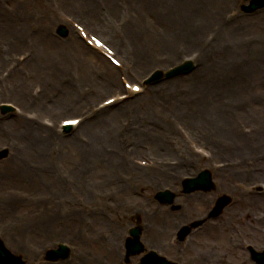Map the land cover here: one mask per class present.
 <instances>
[{"label":"bare ground","instance_id":"6f19581e","mask_svg":"<svg viewBox=\"0 0 264 264\" xmlns=\"http://www.w3.org/2000/svg\"><path fill=\"white\" fill-rule=\"evenodd\" d=\"M74 1L80 5V10L87 12L88 16L93 20L92 22L94 23L95 30L105 39H102V41L106 43L107 39L110 40L113 49L121 55L120 61L126 73H128V75L132 74L130 75L132 77H138L140 69L144 70L154 63L160 64L163 58L171 62L175 57L180 56V52L184 51V55V53L192 48V44L196 43L198 35L210 25V22H208L209 19L212 18L215 20L219 16L210 14L209 11H213L215 8H208V6L211 4H219L222 9L223 4H230L227 0H205L202 6L197 7V14H190L189 12L183 13L182 6H186V2H195L194 0ZM201 1L202 0H198L197 3ZM68 2L69 0H56L55 4L62 10H65ZM26 4L29 6L24 5L23 10L26 11V15H24L23 13L19 14L16 8L11 9V11L5 9V3L2 1L0 2V10L4 11V13L0 14V61L7 60V58L11 57L16 48L27 47L30 56L21 66L28 63V71H26V73H29L31 80L36 79L42 82L43 87L36 96L31 95V92L30 95H28L25 76H23L22 73V78L18 73L16 76L9 75L3 80L5 87H2V93L4 95H16L24 104L33 103L38 107H47V105L44 104V99L46 97L50 98L49 93H52L53 96L50 98L52 101L51 105L63 103L67 107L71 106L70 109L73 112L77 105H80L86 100L74 96L73 93H76V91L74 89L72 93L71 83L66 88H59L60 79L62 77L60 74L62 71L64 72L67 70L69 65L78 63L81 67L85 65V62L91 64V70L87 71V69H85V72L91 77L96 78V82L104 83L107 89L113 91L121 88L117 77L112 72L113 70L107 67L106 62L104 64L105 60L101 62L103 59L99 57L95 51L84 46L72 30H68V36L64 40L51 36L50 28L55 25L57 26L60 22L57 20V17L50 13V10L48 12L42 10V6H44L42 0H32ZM162 5L164 6L163 8ZM127 6L132 8V10L136 9L137 11L142 10L144 12L145 15L142 18V22L144 21L145 25H149V18L154 21L151 11L153 9L157 11L156 7H158L160 9L158 16L160 15L159 18L161 17V19H157L156 24L161 25V27L158 26L160 29L156 32L155 28L153 29L152 27V31L144 33L137 30L136 27L132 26V20L127 12H124ZM5 11H8L7 13L9 14L7 15ZM176 12L179 13L176 14ZM117 13L119 14L114 17L113 15ZM74 15L76 16V14ZM191 15H196V17L200 19H196V17L192 18ZM113 19L122 23L123 26L116 27L112 23ZM105 27L108 29H105ZM171 27L176 28L173 30ZM229 28L227 32L225 31L226 35L224 33V41L220 48L222 52L219 55L212 56V61L204 70L202 69L203 71L200 72L198 76H194L190 79L188 78L187 80L183 79L184 76L164 81L162 84L150 88V90L149 88L147 89L149 96L146 98V102H133L138 98L134 97L130 99V101L127 100L112 105H119V108L110 111L106 116L107 120L110 121L119 114H121V116L124 114H131L132 111L147 104L145 107L151 112L148 111L146 114L141 115L139 119L150 123L154 121V119H152V116H154L153 112L160 108L163 99L168 98L170 100L179 97L177 99L178 103H176L175 106H183L186 113L191 115L192 120L198 118L205 121V129L200 127L201 130L198 132H195L194 127L187 126L190 132H195L194 135L196 139L210 145L217 156H236L239 161V165L236 167L214 172L215 180L218 182L220 189L224 188L230 193L233 192L238 194L240 197L236 206L233 203V205L227 209L228 214L235 215L236 211H240L243 207L244 211H242L240 215L242 216L245 214L247 216L248 212H252V209L255 208L256 212L246 218V223L247 225L253 223L257 224L258 229L262 232L264 231V192L261 191L259 197L258 195H250L243 189L239 190V186H236L235 183L240 182L245 186L247 183L244 184V181L250 178L255 176L264 177V154L262 152L264 148V128L259 126L255 133L243 135L232 132L231 126L234 127L233 123L228 124L225 119L221 121L220 119L224 116V111H227L231 106H239L244 111L243 114H248L247 111H257V106L260 103H258L257 99L254 98L250 91L251 89L259 87L264 91V35L263 37L257 36L251 40H247V32H251L247 25L244 23L237 27H232V25H230ZM224 30V27H222L217 39H215L212 44L219 39ZM205 32L206 31H204V33ZM256 32L260 34L259 31L256 30ZM204 33H202V35ZM202 35H199V38ZM5 38L7 39L6 41L10 43H5ZM155 49L156 51H152ZM234 54H236V57L233 60L231 56ZM203 59L204 55L202 56L201 63ZM206 62H208V60ZM161 63H165V61ZM17 70L18 69L14 70L13 73L15 74ZM57 71L60 73L59 76H57L58 79L55 78ZM194 71L195 70H193V72ZM114 72H116V70ZM86 76L87 75L82 72L79 75V81L83 80ZM97 78L99 80H97ZM28 84L30 83L28 82ZM55 91H58L56 98H54ZM142 96H139L138 99ZM260 100L262 107L264 105V92L261 94ZM46 101L48 100L46 99ZM109 106L111 107V105ZM239 112L241 113V111ZM257 114V116L253 117L257 122L264 120V116L260 117L258 111ZM97 116H99V114L93 116L90 121L86 123L87 125L92 122L87 130L92 137V141H89L88 145H85L83 149L77 142V139L82 138L80 135L60 137V134L56 132L54 128L52 130L44 129L40 124L37 125L24 121L15 115L9 116L8 118L10 120L0 121V134L2 133V135L5 136L11 134V137L18 140L24 138L28 141H34L40 151H37L40 154L35 161V168L41 167L45 159L48 160V158H44V154L47 152L45 147L48 143L57 142L63 146L71 143L73 148L67 153L69 157H62L60 159V161H64V163H62L64 168L63 178L67 184H69L74 179V174L68 172L66 167L70 170L74 168L75 172H80L82 171V161L86 163L89 162L93 165L94 160V163L99 167V171H107L111 170L112 164L116 162L111 155L107 158V153L104 150L105 146L100 138L103 135L109 137L114 134L117 139L118 136H124L127 133L117 132L114 124L112 122H107L106 118L103 119L102 123L100 120L94 121ZM227 116H229V114ZM229 118H231V115ZM117 119H119V117ZM5 121H8V123ZM105 125L107 126L103 128ZM198 125H200V123ZM144 126L148 129L146 125L142 127L131 125L130 128L133 130L139 128L146 133ZM156 131L152 130V132ZM223 134L227 135V138H230V140L223 139ZM18 142L21 145L23 144V140ZM36 142H38L39 145ZM180 142H182L180 136L172 131L157 132L154 138L150 140L151 146L158 153H171V150L175 148L174 146H178ZM147 143L149 144L148 141ZM135 145L139 148L137 143H135ZM102 150L105 154L103 159L100 157ZM133 150H135V148L131 147L130 151ZM74 155H77V157ZM191 159L192 160L186 162V165H183V167L192 168V170L187 169L188 173H184V175H196V172L200 169L194 166L200 164L201 161L195 156ZM74 160L75 162H73ZM119 164L121 167L131 171L129 182L120 183L118 187V190L123 193H129V191H131L129 189L130 182H138V188L155 182V189H159V187H157L159 183L171 182V190L175 189L178 191L179 183L182 181L180 179H182L181 171L183 168L180 166L176 168H161L156 171L136 168L130 163H128L127 166L125 163L122 165L120 161ZM205 165H207V163L202 162L200 166ZM163 169L167 171L164 172ZM106 181L107 180H102L101 182ZM164 187L167 186L164 185L162 188ZM63 192H67V190L64 189ZM122 198H124L123 194ZM212 199V195L206 196V194L203 193H196L190 196H184L183 194L178 195V201L182 202L183 205H187V207L192 210L197 207L198 209L196 212H204ZM93 200L98 201L95 198H93ZM120 208L122 207L120 206ZM119 210L118 213L120 214ZM131 212L132 211L129 209H124L121 214L126 215ZM71 213L74 214L73 211H71ZM182 214L184 218L187 217L186 213ZM51 216H60V213L51 214ZM168 217L169 215L165 209H161V211L156 209L153 218L161 219L160 227L163 230H156L155 233L164 232L168 234V231L165 229H168L172 221H169ZM53 221L55 220L50 219L48 224ZM38 224L39 223H36V225ZM43 224L45 223L43 222ZM178 226L179 225L176 226V224H174L169 230L176 229ZM149 227L151 228L152 226L150 225ZM205 229H207V233L204 231ZM223 229H226L225 226L222 227L217 223L210 222L201 231L199 230L191 234V243L196 240L199 241L202 235H209L214 232H219L223 240V233L221 232ZM172 234L173 233H171V235ZM110 235L112 236V241L115 242L117 237L116 233L111 230ZM147 236V233L142 235L144 244L148 240ZM259 237L264 239L261 235H259ZM203 241L202 239V242ZM111 264H118L115 258Z\"/></svg>","mask_w":264,"mask_h":264},{"label":"rangeland","instance_id":"374dc122","mask_svg":"<svg viewBox=\"0 0 264 264\" xmlns=\"http://www.w3.org/2000/svg\"><path fill=\"white\" fill-rule=\"evenodd\" d=\"M1 1L5 3V9L11 11V9L16 8L19 14L23 13L24 15H26V11L23 10V7L24 5L29 6L26 3L32 0H0V2ZM42 1L44 2V6H42L43 11L48 12L51 9L54 12L52 6L53 0H42ZM57 1H63V0H57ZM194 1L195 2L192 1H190L189 3L186 2V6H182V12L197 14L196 12L198 11L196 10L197 7L202 6L205 0H202L200 3H197L198 0H194ZM227 1H229L230 4L229 5L223 4L222 9L219 6V4H211L208 6V8L209 7L215 8L213 11H209L210 14L213 15L216 14L219 16L215 20H213L212 18L209 19L208 22H210L209 25L210 27L208 26L206 27V29H204V31H206L204 35L205 40L211 41L213 39H217V36L221 31L222 27H224L225 30L223 31L222 35H220L219 39L213 44L212 42L211 43L205 42V44H202L203 40L200 42L199 35H202L204 31H202V33L198 35V39L196 43L192 44V48L191 49L189 48L190 51L185 53L188 55L192 54L194 57L195 55L197 56L198 58L197 68L195 69L194 72L185 76L183 79L187 80L188 78L190 79L194 76H198L200 72H202L206 68V66L212 61L211 57L214 55H219L222 52L220 48L221 45L223 44L224 41L223 39L224 36L226 35V32L230 29L229 28L230 25H232V27L243 25V23L247 25L248 29L251 31V32H247L248 33L246 36L247 40H251L252 38L257 36L263 37L264 9L258 10L257 12L254 13H243L242 11H240L238 7L239 4H237L236 6L237 0H227ZM163 7L164 6L162 5V8ZM156 9L157 11L154 9L151 11L154 21L149 18L148 21L149 25H145L144 21L142 22V18L145 15L142 10L139 11H137L136 9L132 10V8L127 6L124 12L125 13L127 12L128 16L131 18L132 26L136 27V29L139 30L140 32L144 33L147 31H152L154 28L155 31L157 32L160 29L159 27H161V25L156 24L157 19H161V17L159 18L160 15L158 16V14L160 13V9L158 7H156ZM7 12L8 11H5V13L8 15L9 13ZM65 12H67V14L69 15L70 13L73 15L76 14V16H73L76 20H79L80 22L85 20L89 25V27L88 26L87 27L92 28L93 32H96L94 30L95 26L94 23L92 22L93 20L90 18V16H88L87 12H85L84 10L83 11L80 10V5L74 0L71 1L69 0V2L66 4ZM2 13H4V11L0 10V14ZM178 13L179 12H176V14ZM118 14L119 13L113 16L115 17ZM191 17L192 18L196 17V15H191ZM196 19H200V18L196 17ZM225 19L227 21H225ZM221 22H223L224 24H221ZM112 23L117 26H123L120 23L118 24L116 19H113ZM212 24L218 25L216 34L212 30ZM175 28L176 27H171V29L173 30ZM105 29L108 28L105 27ZM256 30L259 31L260 34H258ZM50 33L52 37L60 38L62 40H64L67 37L66 36L62 38L56 35V26H52L50 28ZM107 41L110 43V40L107 39ZM210 44L212 45L209 46ZM22 48L23 47L19 48L14 52L16 53ZM194 50L196 53H193ZM152 51H156V49ZM202 54L204 55V59L203 62L201 63V59L203 56ZM235 57L236 54L231 56L233 60L235 59ZM207 60L208 62H206ZM101 62H103V60H101ZM204 63H205V67H204ZM106 64L107 67L113 69V67H111V65L108 62H106ZM90 65L91 64H88L87 62H85V65L81 67L79 66L78 63L69 65L68 69L65 70L64 72L62 71L61 74L57 71V75L55 77L56 79H58L57 76H59L60 74L63 77V81L59 83L60 86L66 88L71 83L72 93L74 89L77 93V94L73 93L74 96H77L79 99H85L86 101L82 102L80 105H77L73 112L70 109L71 106L67 107L63 103L61 104L57 103L58 105H54V106L51 105L52 107H50L49 110L47 109V112H44L42 114L43 116L50 117L53 122H56L58 119H62L65 117L75 116L77 115L78 112H81L80 110L82 108L86 109L87 111L90 108V106L96 105L97 102L101 101L102 99L112 94L111 93L112 90L107 89L104 83L96 82L95 81L96 78L91 77L88 73L85 72V69H87V71L91 70ZM167 66L168 65H165V67ZM151 67H149L146 71L141 69L140 71L142 75L147 73ZM27 69H28V64H26L22 68V70L24 71ZM82 72L87 76L83 80L79 81V75ZM114 74L116 76V73ZM97 80L99 79L97 78ZM31 82L38 83L39 81L32 80ZM83 87L85 88V97L81 98L78 95V92L83 94L82 91ZM89 87H91L92 89L87 90V88ZM263 92H264L263 89L260 87L251 89L250 91V93L253 94L254 98L257 99L258 103H260L257 106V111L260 113L259 115L260 117L264 116V105H263L264 101L262 104L263 106L261 107V100H260V96ZM148 96L149 93H146L140 99L137 98L135 100L139 103L146 102L145 100ZM178 98L179 97L170 100L168 98L163 99L162 104H160V108H158L156 111L153 112L154 116H152V119H154V121L150 123H147L146 121L139 119L141 115H144L148 111H150L147 110L145 107V105L147 104H144L140 108L132 111L131 114H126V115L124 114L122 116L121 114H119L110 121L107 120L106 115L110 111H114L119 107H111L107 110V112L104 111L100 112L99 116H97L94 121L100 120L102 123L103 119L106 118L107 122H112L114 124L115 130L117 132L127 133L124 136H118L117 139L114 134H112L109 137L103 135L100 138L103 145L105 146L104 150L107 153V158L109 157V155H111V157L114 158L116 162L112 164L111 170H107V171H99L98 170L99 167L97 166V164L94 163V160H93V165H91V163L89 162L86 163L82 161L81 164L82 171L80 172H75L74 168L70 170L68 167H66L68 172L74 174V179L69 184H67V182L63 178L64 168L62 166V163H64V161H60V159L62 157L64 158L69 157L67 153H69V151L73 148L71 143L66 146L60 145L57 142L48 143L45 147V150L47 152H45L44 154V158H48V160L45 159V161L42 162L41 167L35 168L34 167L36 163L35 161L37 160V157L40 154L37 152L39 151V149L37 148L35 142L28 141L22 138L20 139L23 140V144L21 145L18 142L20 140L11 137V134L5 136L2 135L1 133L0 149L4 145L9 146L10 148V153L5 154L3 158L0 160V215H4L3 216L4 218L0 217V225L4 224L2 230H0V233L3 237L4 243L13 252L22 255L21 253L23 252L21 250H17L18 249L17 247L21 244L23 245V247L28 248L27 245L31 243V238L28 235L14 236L11 230L17 228L19 229H24L27 227L29 228L30 225L34 227L33 224L39 223L37 225L38 227L36 228H42L39 230H42L43 232H40V234H38L39 230H37V233H33V235L36 238L41 237L38 243L39 246H41L45 242L53 243L58 239L67 240L73 245L74 249L77 250V252L72 254V257L70 259L71 261L76 260V258L79 259V256H81L80 261L87 259V264H95L98 259L97 253L102 254V250H101L102 244L101 243L97 244L99 241L97 237L101 233H107L108 230L109 232L113 230L117 236L116 241L113 242L112 236L109 235L108 245H110L112 249H115L116 251L118 250V246L120 244L123 246L122 241L124 240H121V238L124 239L127 236L128 229L130 228L131 224L134 223L135 215L133 214L125 215L121 213L124 211V209H130V210L135 209V207H133V204L136 205V208H139L141 206V207H146L148 209L153 208L154 211V208L161 207L164 208L166 212L169 211L170 212L169 214L171 216H169L168 218L169 221L171 220L172 221L170 222L168 229H165L167 231H169V228L171 229V226H174V224L180 223L181 221L182 223L185 224L186 221L188 222L190 220L202 218L205 212L200 213V211H199L200 214L198 215L199 218L193 217L194 213L198 209L197 207L194 208L193 210L188 208L186 211L187 217L184 218V215L182 214L179 215L181 210L179 204L180 202L179 203H177V201L174 202L176 207L175 210H173L171 207L170 208L167 207L166 209L164 205L157 203L153 199V195L157 191V189L154 188L156 185L155 182L152 184L148 183L149 185L143 186L141 187V189L138 188V182H130L129 189L130 190L135 189V191L131 190L129 191V193L120 192L116 194V191L118 190L120 183L124 182V180L125 182H129V179L131 178L130 175L131 171L125 169L124 167H121L119 161L122 163V165L123 163H125L127 166L128 163H130L129 161L131 158L142 159L145 157V158H151L152 161L155 162L154 157H157L159 160L157 163V168L159 169L172 168V166L174 165V161L177 158L176 157L177 155L183 153V151H185L187 148L192 149L198 147L197 144H195V146L192 145V143L198 142V139H196L194 133L201 130V128L205 129L206 126L205 121L203 119H198V118L192 120L191 115L186 113V110L184 109L183 106L182 107L175 106V104L178 103L177 102ZM9 99H14V98L11 97ZM46 103L47 106H49L50 102L46 101ZM59 107H61V109ZM34 109L37 110L38 112L42 111L38 107H35ZM51 109L52 110L55 109L54 114L58 113L59 111L60 114L52 118V116H49V114H47ZM239 111H241V113ZM257 111H252V112L247 111L248 114H243L244 111L239 106H231L227 111H224V116L220 119V121L225 119L228 122V124L233 123L234 127L231 126L232 132L237 133L240 131L239 126L241 121H243L244 123H257V121L253 118L258 115ZM228 114L229 116L231 115V118L227 116ZM118 117L119 119H117ZM3 118H5L6 120H10L7 117L1 116V119ZM88 121L90 120H87L85 124L77 131L72 130L73 131L72 133L69 132L66 134L60 133V137L83 135V137H85L89 141H92V137L87 131L88 126L92 122L86 125ZM5 122L8 123V121ZM199 123L200 125H198ZM260 123L264 124V120L260 121ZM107 125H105L103 128H105ZM131 125H134L135 127H142L143 125H146L148 129L144 126V129H146V133H145L142 131V129L139 128L135 130L131 129L130 128ZM187 126L194 127L195 132L194 133L190 132L187 129ZM152 130L154 131L157 130V131L152 132ZM161 131L175 132L181 138L182 142H180L178 146H174L175 148L174 150H171V153H158L151 146L150 140L154 138L157 132H161ZM223 135L225 136V137L222 136L223 139L230 140V138H227V135L225 134ZM147 141L149 142V144L147 143ZM77 142L78 145L82 147V149L84 148L85 145H88L82 142L80 139H77ZM36 143L39 145L38 142ZM135 143L139 145V148L136 147ZM199 143H202L204 146H208L203 141H199ZM67 147L69 150L67 149ZM131 147H134L135 150L130 151ZM107 148L108 151H106ZM210 148L211 146L209 145V149ZM104 155H105L104 151L102 150L100 153V157L103 159ZM74 156L77 157V155ZM73 162H75V160ZM153 169L156 168L153 167L150 170ZM163 171L165 172L167 170L163 169ZM254 179H264V178L262 176H255L253 178L248 179L246 182L252 181ZM102 180H107V181L101 182ZM164 185L172 186V183L171 182H163L161 184L159 183L157 187L160 188ZM64 189H66L67 192H63ZM102 191H108L107 196H111L112 192H114V196L109 199V201L111 202H103L101 198L97 196V193H101ZM216 191L217 190L215 189V192ZM219 193L221 192H216V194ZM122 194L124 198H122ZM212 194L215 196L214 193ZM175 196H177V193ZM238 196L239 195H235V194L231 195V197L234 198V200H236ZM93 198L97 199L98 201H94ZM150 205L151 207H149ZM236 205L237 203H235V206ZM120 206L122 208H120ZM118 210L120 212L119 215H118ZM65 211L66 212L73 211L74 214L70 213L68 215L73 216L75 218L74 221L66 222V225H68L69 227L67 229V232L63 231L62 225L60 223L56 224V222L53 221L50 224H48V221H50V219L55 220L59 217V216L53 217L51 216V214H58ZM242 211H244L243 207L240 211L239 210L236 211L235 215H229L227 214L228 212L225 209L222 215L216 217L217 219H214V222H216L218 225H221L222 227L225 226L226 228L221 231L223 233L222 234L223 240L220 237L219 232H214L209 235H202L200 237L201 239L200 242L193 241L191 244L189 242V239L184 243L173 240L172 237L166 238L168 237L166 233L165 234L163 233L162 234L163 236L161 237H159L157 234H154V237L155 239H158V237L161 238L160 241H167L168 247L165 250L164 254H166L167 256L171 255L175 259L180 260V262H182L183 264L186 263L208 264L207 262L200 259L199 257L200 253L208 254L209 258L212 260L210 263H217L219 260L216 261V259L221 258L222 253H225L227 256L226 258H224L223 263L241 264L240 263L241 261L247 260L248 254L241 253L238 251V249H236L235 243H238V240L240 238H245L254 242V244H257L259 246L260 245L264 246V239L259 237V235L264 237V231L261 232L260 229L257 230L253 226L255 223L249 225H247L246 223V218L250 217L251 214L253 215V213L256 212L255 208L252 209V212H248L247 216L245 214L241 216L240 214L242 213ZM142 212L143 210L141 209V212L139 211L138 214L139 213L141 214V220L144 221L145 216ZM182 212H184L183 207H182ZM43 222L45 224H43ZM207 222L210 221H206L205 223ZM46 224H47V228H46ZM204 224L202 225L203 227H205ZM231 224H236V227L233 228L232 226L234 225L231 226ZM201 227H198L196 230L200 229ZM237 229L239 230L238 234H236L235 232ZM204 231H206L207 233V229H205ZM44 236H46V238L42 239V237ZM202 239L204 240L203 241L204 243L202 242ZM229 239L231 240L230 243L228 242ZM34 240L35 239L32 238L33 242ZM27 252H24V255L28 254ZM30 253L33 255V252L31 250ZM30 253L28 255H30ZM116 255H118V253ZM191 258L193 262H191ZM120 261L121 262L123 261L122 257H120ZM24 264H35V263L32 262L31 260L25 259ZM244 264H251V263L246 261V263Z\"/></svg>","mask_w":264,"mask_h":264},{"label":"water","instance_id":"95a60500","mask_svg":"<svg viewBox=\"0 0 264 264\" xmlns=\"http://www.w3.org/2000/svg\"><path fill=\"white\" fill-rule=\"evenodd\" d=\"M136 248V246H135ZM147 264H159L155 259H151Z\"/></svg>","mask_w":264,"mask_h":264},{"label":"snow or ice","instance_id":"6c2138e0","mask_svg":"<svg viewBox=\"0 0 264 264\" xmlns=\"http://www.w3.org/2000/svg\"><path fill=\"white\" fill-rule=\"evenodd\" d=\"M72 123H76L75 121H72Z\"/></svg>","mask_w":264,"mask_h":264}]
</instances>
